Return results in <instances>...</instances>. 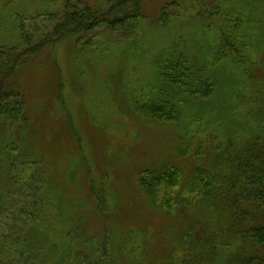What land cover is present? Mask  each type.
I'll return each instance as SVG.
<instances>
[{
    "label": "rangeland",
    "instance_id": "rangeland-1",
    "mask_svg": "<svg viewBox=\"0 0 264 264\" xmlns=\"http://www.w3.org/2000/svg\"><path fill=\"white\" fill-rule=\"evenodd\" d=\"M109 1L0 0V67L45 43L19 79L26 128L0 107V264H228L252 240L220 234L208 263L198 220L221 218L180 205L264 183L242 152L264 145V0H144L136 31L50 37ZM163 105L175 122L141 113Z\"/></svg>",
    "mask_w": 264,
    "mask_h": 264
},
{
    "label": "trees",
    "instance_id": "trees-1",
    "mask_svg": "<svg viewBox=\"0 0 264 264\" xmlns=\"http://www.w3.org/2000/svg\"><path fill=\"white\" fill-rule=\"evenodd\" d=\"M143 2L144 0H110L107 9L104 11H95L91 8L84 9V14L79 18L71 17L72 14H70L50 37L55 33L54 39L56 41L76 37L79 39L80 36H86L88 33L94 32L100 27H106L108 30L115 32L121 28L132 26L133 31H136L139 18H141L143 11ZM44 45L45 43L41 42L37 47L34 45L27 50L18 49L12 53L10 52L11 55H8V57L10 56L9 61L0 67V107L6 106L4 103L8 101L11 103L13 99H16L18 101L16 104L18 108L19 106H23L24 109L23 124L25 128L28 119L25 116V107L20 101L22 99V91L19 79L23 75L24 70L36 61L35 55ZM225 53L224 47L222 46L218 55L221 56ZM177 83H179V80ZM140 109L143 111L141 112L142 114L152 115L164 122H169L170 120L175 122L176 120L173 117L176 114L175 106L173 105L167 108L163 105L156 109L149 107ZM7 148H9V145ZM242 152H244L243 154L247 161H254L251 162L252 167L247 169V173L252 174L254 178L260 175L259 171L264 173V145L261 148L260 145L244 148ZM2 162H5V160H2ZM257 162H260L261 165H257ZM243 166L246 167V164H243ZM147 175L153 174L150 171L140 173L139 178L141 182L144 183V177ZM171 187L174 188L175 185H171ZM253 187H258L259 190L252 189L249 192V197H247L249 204L246 201V205L241 204V200H235L236 198L229 200L227 197L224 198L225 201L223 203H218L216 199L206 201V198H204V200L201 199V201L192 203L186 201L180 205V210H184V213L186 210L188 212L199 206H209L214 209V212H217L218 219L219 217L221 218L219 221L216 220L215 226L211 222L209 223L208 218L210 216L198 220L200 225L198 226L196 236L200 241L201 251H203L204 256L208 254L212 255L208 263H211L213 260L215 261L218 256L216 252L217 236L227 233L228 235H235V230H240L245 233L243 236L252 240L250 248L238 249L233 254H230L228 257H230L231 261L228 264H264V254L257 252L258 248L264 249V183H257ZM233 196L237 197L235 194ZM168 206L169 204L165 203L163 207V210L167 213L170 211L167 209ZM35 219L26 225H34Z\"/></svg>",
    "mask_w": 264,
    "mask_h": 264
}]
</instances>
